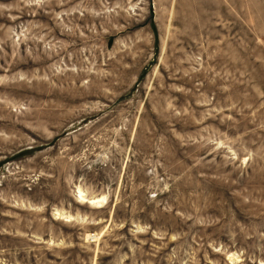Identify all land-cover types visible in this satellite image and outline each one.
<instances>
[{
  "label": "rangeland",
  "instance_id": "374dc122",
  "mask_svg": "<svg viewBox=\"0 0 264 264\" xmlns=\"http://www.w3.org/2000/svg\"><path fill=\"white\" fill-rule=\"evenodd\" d=\"M0 264H264V0H0Z\"/></svg>",
  "mask_w": 264,
  "mask_h": 264
},
{
  "label": "bare ground",
  "instance_id": "6f19581e",
  "mask_svg": "<svg viewBox=\"0 0 264 264\" xmlns=\"http://www.w3.org/2000/svg\"><path fill=\"white\" fill-rule=\"evenodd\" d=\"M80 196H81V194H80ZM76 198L78 199V197H76ZM81 201L82 202H85L87 204H90V205H99L100 203H102V199H100V198H93V197H91V198H82Z\"/></svg>",
  "mask_w": 264,
  "mask_h": 264
}]
</instances>
